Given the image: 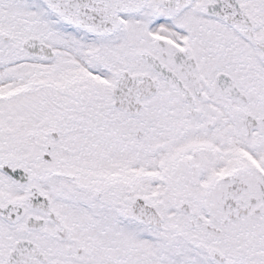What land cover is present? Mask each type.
<instances>
[{
    "label": "snow or ice",
    "instance_id": "6c2138e0",
    "mask_svg": "<svg viewBox=\"0 0 264 264\" xmlns=\"http://www.w3.org/2000/svg\"><path fill=\"white\" fill-rule=\"evenodd\" d=\"M0 264H264V0H0Z\"/></svg>",
    "mask_w": 264,
    "mask_h": 264
}]
</instances>
